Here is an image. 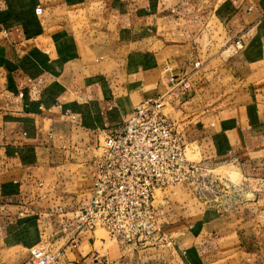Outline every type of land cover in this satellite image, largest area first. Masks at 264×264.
<instances>
[{"label": "crops", "instance_id": "crops-1", "mask_svg": "<svg viewBox=\"0 0 264 264\" xmlns=\"http://www.w3.org/2000/svg\"><path fill=\"white\" fill-rule=\"evenodd\" d=\"M210 19L230 38L257 28L259 53L246 51L245 75L236 61L215 71L212 83L226 72L232 91L180 125L195 160L231 158L245 197L221 211L169 196L159 213L175 234L170 248L117 242L106 256L109 264H264V0H0V264H35L32 248L43 244L62 248L56 264L90 258L93 233L78 232L77 246L66 233L94 186L86 146L162 93L166 66H193Z\"/></svg>", "mask_w": 264, "mask_h": 264}, {"label": "built area", "instance_id": "built-area-1", "mask_svg": "<svg viewBox=\"0 0 264 264\" xmlns=\"http://www.w3.org/2000/svg\"><path fill=\"white\" fill-rule=\"evenodd\" d=\"M242 43L239 38L235 46ZM164 70L173 88L187 78L174 73L171 66ZM172 92L144 99L120 128L109 131L100 141L94 158L93 189L74 209L76 228L66 230L74 246L78 245L77 233L87 229L95 242L105 241L98 235L103 230L120 244L170 248L175 234L166 229L159 213L160 203L169 199L165 191L184 184L199 193L222 183L206 160L189 158L181 120L166 111ZM61 256V247L43 244L32 248L35 264H56ZM89 257L81 264H109L97 246Z\"/></svg>", "mask_w": 264, "mask_h": 264}, {"label": "rangeland", "instance_id": "rangeland-1", "mask_svg": "<svg viewBox=\"0 0 264 264\" xmlns=\"http://www.w3.org/2000/svg\"><path fill=\"white\" fill-rule=\"evenodd\" d=\"M255 21L254 17H252L250 24L251 27L255 25ZM256 29L251 30L252 32L249 34H240L238 37L232 36V38H230L226 34L224 26H222V24L216 19H210L208 22H205L203 34L195 39V44L198 48L197 53L195 54L196 56L193 57V66L188 70L181 68V70L178 71L179 74L186 75L187 78L185 82L173 88L172 83H169L166 78L164 69L161 70L162 78L158 86L160 87V92L162 93L159 94H164L168 91L172 92L173 90V94L175 95L170 97V105L166 111L172 112L174 117H177L182 121L185 114L189 113V115H195L198 110L203 112L204 107H210L212 101H215L214 98H217L220 93L228 94L231 92L232 86L227 84V80L230 76L228 78L226 72L224 73V79L212 83L215 71L216 74H218L219 70H222L225 66L236 61L238 70H241L245 75L246 69L242 66V64L247 60L246 56L248 52L246 51L250 48L249 56L250 54L256 55L259 53L257 48L260 46V43L255 44V42H252L254 39L250 37L251 34L256 32ZM262 34L264 35V33ZM168 37L169 39L174 38L171 36ZM239 38H242L243 43L242 46L237 47L235 46V42ZM172 41L175 42V40ZM171 105L175 107L174 110L171 108ZM129 115L130 114H128L117 125H106L105 129L108 131L102 135L101 139H99L98 146L96 148H88V146H86V150H88L84 152L85 157L81 156L82 160L85 158V166H87V162H90L94 166V158L99 153L98 148L100 146V141L109 131L120 128ZM194 147L197 146L195 145ZM188 156L194 159H199L200 157L199 153L193 155L191 150H189ZM230 159L231 158L221 160H214L213 158L204 159L210 164L211 168H214V174H218L222 178V183L214 186L213 189H203L198 193L193 187L180 184L168 188L165 193L175 199L182 201L186 200V205L190 206L194 210L215 209L223 211L236 203H239L245 197L246 188H244V176L238 166ZM159 195L161 196L164 194L159 192ZM98 235L106 238V243H103L100 240L96 242V246L99 248L101 253L106 254L107 250L112 251L113 253L114 250L118 248V243L111 240L107 233L103 230H99Z\"/></svg>", "mask_w": 264, "mask_h": 264}, {"label": "bare ground", "instance_id": "bare-ground-1", "mask_svg": "<svg viewBox=\"0 0 264 264\" xmlns=\"http://www.w3.org/2000/svg\"><path fill=\"white\" fill-rule=\"evenodd\" d=\"M173 96H175V95L172 92V94L170 95V97H173ZM171 108L174 110V107L171 106Z\"/></svg>", "mask_w": 264, "mask_h": 264}]
</instances>
